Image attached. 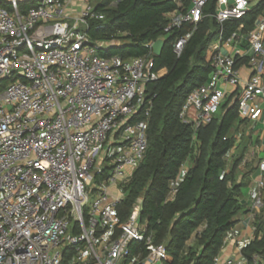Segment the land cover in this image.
I'll return each instance as SVG.
<instances>
[{
    "label": "built area",
    "instance_id": "1",
    "mask_svg": "<svg viewBox=\"0 0 264 264\" xmlns=\"http://www.w3.org/2000/svg\"><path fill=\"white\" fill-rule=\"evenodd\" d=\"M2 1L0 264H164L166 247L142 223V202L126 222L118 215L149 148L153 100L146 89L164 74L156 70L157 40L145 45L146 57L104 58L100 52L117 41H93L88 30L91 20L105 19L97 11L105 0H79V12L78 0ZM31 1L34 6L21 9ZM263 2L175 0L178 10L164 32L183 33L173 45L176 56L206 18L220 26L208 49L212 75L189 94L180 113L184 124L208 126L238 90L240 118L260 125L264 141V10L251 31L241 24L226 35L224 27ZM258 158V191L248 212L255 224L264 220V149ZM250 243L239 258L222 251L214 264H250L242 255ZM252 264H264V257L253 256Z\"/></svg>",
    "mask_w": 264,
    "mask_h": 264
},
{
    "label": "trees",
    "instance_id": "2",
    "mask_svg": "<svg viewBox=\"0 0 264 264\" xmlns=\"http://www.w3.org/2000/svg\"><path fill=\"white\" fill-rule=\"evenodd\" d=\"M34 3L23 2L20 7L25 10ZM0 6H5L2 0ZM177 10L175 0H105L97 7L105 19L91 20L88 35L93 41L116 40L117 45L100 55L125 60L146 57L147 43L166 38L162 54L155 57L156 70L164 74L146 89L148 99L153 100L149 148L126 188L124 201L118 205V215L126 222L134 205L141 201L142 223L153 234L154 243L166 247L164 264H214L228 234L245 213L242 196L248 176L240 171L241 158H233L229 172L227 167L236 134L246 122L239 115L238 90L226 98L208 126L196 129L181 121L180 113L189 94L212 75L208 49L217 40L220 26L206 18L178 57L173 45L183 33L164 32L169 15ZM263 10L264 2L241 20L224 24L226 35L241 24L245 31L253 30ZM186 166L188 171L181 178ZM256 225L255 240L242 250L250 264L255 255L264 257L263 218L259 217Z\"/></svg>",
    "mask_w": 264,
    "mask_h": 264
},
{
    "label": "crops",
    "instance_id": "3",
    "mask_svg": "<svg viewBox=\"0 0 264 264\" xmlns=\"http://www.w3.org/2000/svg\"><path fill=\"white\" fill-rule=\"evenodd\" d=\"M224 52H231L232 48H224ZM260 125L254 123H245L239 127L241 138H237L235 148L232 150L229 159L227 170L233 163V158H241L240 171L248 176V185L245 194L242 196V203L245 205V213L239 217V221L235 228L226 238V245L223 249L222 256L224 258H239L241 256V248L246 241H254L257 234V225L249 218V209L252 204V194L258 191L256 181L260 174L257 169L258 154L263 152L264 141L260 138ZM261 151V152H260ZM254 155V156H253ZM262 156V155H261ZM255 170L252 172L250 168ZM194 244V239L189 243Z\"/></svg>",
    "mask_w": 264,
    "mask_h": 264
},
{
    "label": "water",
    "instance_id": "4",
    "mask_svg": "<svg viewBox=\"0 0 264 264\" xmlns=\"http://www.w3.org/2000/svg\"><path fill=\"white\" fill-rule=\"evenodd\" d=\"M166 39L165 38H161V39H158L154 45H153V50H154V53L156 56H160L163 52V49L166 45Z\"/></svg>",
    "mask_w": 264,
    "mask_h": 264
},
{
    "label": "rangeland",
    "instance_id": "5",
    "mask_svg": "<svg viewBox=\"0 0 264 264\" xmlns=\"http://www.w3.org/2000/svg\"><path fill=\"white\" fill-rule=\"evenodd\" d=\"M4 1H9V0H4ZM19 1H22V0H19ZM79 3H81L79 0L74 3L76 12H79L80 11V9L78 8ZM95 183H97V182L95 181ZM97 191H98V189L90 194V201H91V203L93 202V200L95 199L96 195L98 194ZM245 192H246V189L243 190V194H245Z\"/></svg>",
    "mask_w": 264,
    "mask_h": 264
}]
</instances>
